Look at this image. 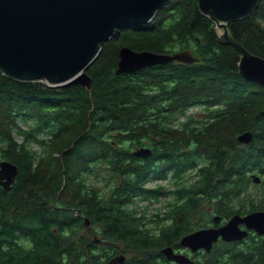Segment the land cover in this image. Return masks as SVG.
I'll return each mask as SVG.
<instances>
[{
  "label": "trees",
  "instance_id": "trees-1",
  "mask_svg": "<svg viewBox=\"0 0 264 264\" xmlns=\"http://www.w3.org/2000/svg\"><path fill=\"white\" fill-rule=\"evenodd\" d=\"M212 27L195 14L193 0H172L149 24L121 28L101 46L86 71L89 91L0 80V161L18 171L9 192L0 187V264H102L104 254L112 259L119 253L127 256L123 264H168L160 250L197 227L188 222L199 197L216 199L221 190L246 195L249 176L257 173L264 188V92L236 79L239 58L214 41ZM227 29L242 48L264 59V0ZM121 47L187 51L197 62L115 76ZM192 107H204L198 128L178 123ZM247 131L252 141L242 146L236 138ZM141 148L150 155L134 156ZM92 167L109 176L105 197L84 184L82 175ZM195 168V180L184 176ZM168 173L175 185L163 217H137L135 198L160 197L144 184ZM79 214L103 227L109 241L99 250L88 246L95 253L89 258L87 248L80 250L85 240L76 237L83 225Z\"/></svg>",
  "mask_w": 264,
  "mask_h": 264
},
{
  "label": "water",
  "instance_id": "water-1",
  "mask_svg": "<svg viewBox=\"0 0 264 264\" xmlns=\"http://www.w3.org/2000/svg\"><path fill=\"white\" fill-rule=\"evenodd\" d=\"M172 0H0V80L24 84L37 83L48 88L81 86L89 91L91 80L87 69L95 62L101 46L110 41L121 29L147 25L156 13ZM257 0H193L194 12L202 15L215 32L214 40L228 48L239 61L236 79L257 86L264 92V59L242 48L229 34L227 25L247 18ZM235 50H234V49ZM173 62H197L189 52L156 54L133 51L128 47L118 50L115 76L132 74L156 65ZM252 133L237 137L240 145L247 146ZM136 157H147L150 151L141 148ZM17 167L0 161V187L10 191L17 176ZM253 183L260 182L252 175ZM261 213L241 219L233 216L218 230L196 231L181 238L179 245L192 252L204 249L221 237L224 241H238L246 237L237 225L262 233ZM217 225L216 218L213 219ZM168 262L194 264L184 255L174 253L171 247L161 249ZM125 256H116L107 264H123Z\"/></svg>",
  "mask_w": 264,
  "mask_h": 264
},
{
  "label": "flooded vegetation",
  "instance_id": "flooded-vegetation-1",
  "mask_svg": "<svg viewBox=\"0 0 264 264\" xmlns=\"http://www.w3.org/2000/svg\"><path fill=\"white\" fill-rule=\"evenodd\" d=\"M156 66H164V65H156ZM156 140L157 139H155L154 141L158 142ZM259 178H260V182L258 184H260L261 181L263 180L261 176H259ZM147 182L149 183L152 182L154 189H156V192L160 195L159 197L160 201L163 200L164 204L161 207H165V209H168L171 202L167 203V201L168 199H170L169 198L170 195L173 197V189L175 185L173 176H166L164 179H159L155 181L149 180ZM251 182L254 185H258L253 183V180ZM247 191L248 190H246V192ZM239 192L241 193L238 194L237 191L234 190V191H230V193H227L226 190L225 191L221 190L216 199L214 198L211 199V204H209L205 210L196 211V213L192 216V218H190L188 224L190 226L196 225L197 227L194 230L183 234L176 243L169 246L173 249L174 253L186 256L191 261H193L194 264H264V218H262L261 234H259L254 229H247V227L243 223H239L237 227L239 231L247 233L246 237L238 241H224L219 236L217 237V240L212 244V247L209 252L205 251L204 249H199L197 251L192 252L191 250L187 248H183L179 245V242L182 237L192 234L196 231H201L206 229L214 228L215 230H218L219 228L224 227L233 216H238L239 218L243 219L246 216L254 213H261L264 215V190H262L259 194H253V195H244L243 192L245 191H239ZM222 194L239 195V197L225 198L222 196ZM226 205L229 206L225 207ZM132 207H135V209L137 210V217H141V216L145 217V213L139 211V209L135 205ZM114 208L115 207L113 206L111 207L103 206V209L114 210ZM165 209L164 212L167 211ZM70 211L76 213V211L74 210H70ZM138 213H140L141 216H138ZM163 214L164 213H160L159 216L163 217ZM77 216H78V221L80 223H83V225L81 226V230L77 232L78 234L76 237L77 239L82 238L83 240L88 242L86 256L89 258L90 253L91 254H95V253L89 251L88 246L90 247L94 246L97 248V250H99V248L101 247L108 246L109 241L103 240V237L105 236L103 234L104 228L100 227V225L96 223L93 219L88 220L86 216H84L83 214H79ZM214 218H216V222H217L216 226H214L213 224ZM82 219H84V222L82 221ZM146 220H150V218ZM164 222L167 221H163L162 224ZM150 230L153 232L154 228ZM52 231L54 233H57L56 229H52ZM81 231L83 232L82 234ZM26 243H27L26 247L28 249H32V243L30 241H26ZM121 244L122 241L121 242L119 241V245ZM103 257L105 258V261L102 264H106L109 260H111L110 258L106 257L105 254L103 255ZM168 264H175V263L168 262Z\"/></svg>",
  "mask_w": 264,
  "mask_h": 264
},
{
  "label": "rangeland",
  "instance_id": "rangeland-1",
  "mask_svg": "<svg viewBox=\"0 0 264 264\" xmlns=\"http://www.w3.org/2000/svg\"><path fill=\"white\" fill-rule=\"evenodd\" d=\"M177 53H179V52H177ZM203 108L204 107H192V108H190L189 110H187L185 112L184 115H182L179 118L178 123L181 124V123H185V122L191 121V122H195V124H191V126L193 128H198L199 127V123H201V118L204 115V109ZM186 118H187V120H186ZM247 132H249V131H247ZM239 135H241V134H239ZM17 140L20 141V138L17 137ZM236 140H237V138H236ZM28 148L32 152H35L34 153L35 156L39 155L40 148L38 146H35L33 143H29L28 144ZM139 150H141V149L135 150L134 153L138 152ZM197 160H199V159H197ZM200 164H202L201 161H199V165ZM102 171H103L102 167H92L90 169V171L86 175H82V176H84L83 178H86L85 183H84L86 187H91L94 191L98 192L100 195L105 197L110 192V189H109V187L107 185L109 176H106L105 172H102ZM99 172H101L100 175L97 174ZM196 174H197V168L187 171L184 176H191V178H193L195 180L196 179ZM252 175L260 176V174L257 173V174H250L249 177L251 178ZM167 176H171V175L168 173ZM188 183H190V182H188ZM148 184H149V182H146L144 184V188H150V187L147 186ZM247 190L249 192L247 191L246 195H253V194H259L262 190H264V188L262 186H260V184L254 185V184L251 183V184L248 185ZM204 200L211 201L210 198H206V197L200 198L199 197V201H201V203L199 204L200 207L197 209V211L198 210L199 211H203V210H205L207 208L208 204L206 202H203ZM163 204H164L163 200L160 201V199L157 200V201H153L152 202L151 200H149V198L142 199V198H139V197L135 198L134 202H133V205H135L139 209V211H141L142 213H145L146 219H148L149 216H152V215H154L156 213H159V214L160 213H164L165 207H161ZM138 216H141V214L138 213ZM176 221H178V218H175L174 220H171L169 223L164 222L163 224L164 225H169L171 223H175ZM150 227H151V225L147 226V228L151 229ZM171 228H173V227H171ZM82 233L83 232L81 231V234ZM77 234L78 233H76V236H77ZM85 244L86 245L81 247V249H80L81 251H85L84 249L87 248L88 242L85 241ZM167 247H169V246H167ZM164 248H166V247H164ZM164 248H162V249H164ZM120 255H123V254L119 253L117 256H120ZM126 258H127V256H126Z\"/></svg>",
  "mask_w": 264,
  "mask_h": 264
},
{
  "label": "clouds",
  "instance_id": "clouds-1",
  "mask_svg": "<svg viewBox=\"0 0 264 264\" xmlns=\"http://www.w3.org/2000/svg\"><path fill=\"white\" fill-rule=\"evenodd\" d=\"M195 63H196V62H195ZM256 176H257V175H256ZM147 186L150 187V188H147V189H154L152 182H150Z\"/></svg>",
  "mask_w": 264,
  "mask_h": 264
},
{
  "label": "bare ground",
  "instance_id": "bare-ground-1",
  "mask_svg": "<svg viewBox=\"0 0 264 264\" xmlns=\"http://www.w3.org/2000/svg\"><path fill=\"white\" fill-rule=\"evenodd\" d=\"M115 257H116V256H115ZM113 258H114V257H113ZM113 258H112V259H113ZM109 261H110V260H109ZM107 263H108V262H107ZM107 263H106V264H107Z\"/></svg>",
  "mask_w": 264,
  "mask_h": 264
}]
</instances>
